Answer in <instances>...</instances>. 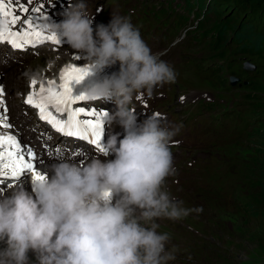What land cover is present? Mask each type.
<instances>
[{
    "label": "clouds",
    "instance_id": "obj_1",
    "mask_svg": "<svg viewBox=\"0 0 264 264\" xmlns=\"http://www.w3.org/2000/svg\"><path fill=\"white\" fill-rule=\"evenodd\" d=\"M64 19L49 31L77 51L93 74L119 64L87 90L90 98L114 100L109 114L113 131L107 155L85 163L54 159L46 179L0 191V264H170L176 249L170 234L160 232V219L180 220L203 208L175 201L165 182L175 174L170 145L179 128L166 126L156 114L140 124L134 98L151 97L157 87L174 83L175 70L152 52L127 16L113 14L108 25L93 29L85 0H69ZM37 76L39 74H36ZM114 157V158H110Z\"/></svg>",
    "mask_w": 264,
    "mask_h": 264
},
{
    "label": "rangeland",
    "instance_id": "obj_2",
    "mask_svg": "<svg viewBox=\"0 0 264 264\" xmlns=\"http://www.w3.org/2000/svg\"><path fill=\"white\" fill-rule=\"evenodd\" d=\"M189 2L190 4L200 3L203 6L210 4L206 0H189ZM85 3L90 6V9L102 4L106 11L103 18L108 21H111L113 14L126 16V13L121 10V7H123L122 3L119 2L109 3L106 0L104 2L102 0H85ZM128 8L130 11H135V15L141 14V11L131 5ZM229 8H225L226 10L221 13V16H223L221 20L208 13L211 18V27H215L214 29L216 30L221 29L219 25L229 19L226 16ZM203 10L209 12L206 8H203ZM129 18L136 20L135 17L129 16ZM166 23L167 16L162 13L161 15H156V22L140 21L139 26L143 29V34L147 38L153 52H160L164 48L178 42V45L163 56V60L175 70L179 85L165 87L163 90L166 94L165 98L151 99L149 112L151 110H159L165 113L168 115L170 127L179 128L176 139L180 140L182 144L176 154L177 176L171 179L169 183L172 195L180 198L186 204L194 202L195 205L203 208V211L198 213V215L201 216L200 220L203 221L200 225L203 224L205 227L196 228L194 232L188 233L191 250L195 255L189 264H214L215 260H217L215 264H264V243L258 244L254 239H251L249 232L253 230L256 218L253 215L250 217L248 214L252 213L253 210L256 211L257 209H254V207H258V203L264 201V179L258 176L261 175L258 170L262 165L260 155L263 151L264 125L260 126L254 140L247 142L248 139L245 138L243 141H239L238 145L223 151L210 152L211 147L206 146L203 137L196 128H210L216 136H221L232 131L229 132L227 128L230 126H234L240 132L244 128V122L241 117L236 115L221 116L223 109L220 106L216 110H203L192 105L198 99L206 98V100H209V98L214 97L217 100L219 91L223 87L227 89L230 81L225 76L222 83L220 81L213 84L200 82L204 78V72L199 66L191 69L187 58L189 57L191 60L202 58L205 54L204 50L194 48L187 42V38L183 36V27L175 33L176 29L180 27L173 24L172 28H163L162 26L166 25ZM156 25H159V27L157 28ZM244 60L246 61H241L242 63H240L242 69L249 62L254 67L253 70H249V72H252L250 74L253 76V73L258 72V67L253 61V63L250 61L251 59ZM235 66L234 69L238 71L240 69L239 66ZM18 67L17 70L13 69L14 79L22 78L25 81L27 73L21 71V65H18ZM191 71L195 72V75L192 74L193 77L190 76ZM254 75L257 79L253 76L252 80L256 83L248 82L240 85V87L246 86L243 92L251 94L253 100L255 99L253 101V111L264 116V69ZM195 77L196 80H194ZM12 87L13 92H16L15 98H17V89L14 88V85ZM180 95H185L186 98L180 100ZM222 98L220 102L228 106H234L235 101L241 99L233 94ZM221 128L226 130L224 131ZM206 157H210L213 162H215L217 157L227 158L233 161L234 168L243 171L238 190L239 203H236L233 197L216 200L213 186H208L204 182L192 181V177L197 176L200 171L197 169L199 161ZM175 182L177 184H174ZM248 203L251 207L246 212L244 209L248 208ZM249 220L253 222L246 224ZM185 225L193 228L188 221L185 222ZM199 251H202V257H199ZM185 253L186 251L182 252V254Z\"/></svg>",
    "mask_w": 264,
    "mask_h": 264
},
{
    "label": "snow or ice",
    "instance_id": "obj_3",
    "mask_svg": "<svg viewBox=\"0 0 264 264\" xmlns=\"http://www.w3.org/2000/svg\"><path fill=\"white\" fill-rule=\"evenodd\" d=\"M32 3L33 0H27V5ZM54 6V4L41 5L33 8L32 12L40 13L45 7L49 11V8ZM29 16V7L22 0H0V44L7 43L12 49L23 51L48 41L61 43L54 33L45 35L36 20ZM21 21H23L21 27L17 28ZM79 60L80 58L76 57V61ZM91 67H80L77 63L70 64L60 73L59 83L55 80H44L37 87V81L33 79L24 103L37 109L40 119L50 124L63 137H75L80 141H87L107 155L102 139L105 134L104 119L109 113L80 103L86 100L87 91L79 95L74 94V85L82 84L93 74ZM0 104H4L2 84H0ZM6 113L5 106L0 110V127L10 129L12 125L7 122ZM156 115L159 116L158 113ZM38 168L36 153L31 148L22 147L14 135H0V186L5 185L4 178L19 179L22 175L30 174L33 183L46 179ZM7 186L9 187L10 184Z\"/></svg>",
    "mask_w": 264,
    "mask_h": 264
},
{
    "label": "trees",
    "instance_id": "obj_4",
    "mask_svg": "<svg viewBox=\"0 0 264 264\" xmlns=\"http://www.w3.org/2000/svg\"><path fill=\"white\" fill-rule=\"evenodd\" d=\"M189 2V0H187ZM210 2V4H206V6L197 3V5L192 4L194 6H199L202 9L206 8L209 12L201 13L204 15V19L200 21L198 26L199 35L202 37V48L206 51V59L205 62H215L214 64L218 65V67L214 70L213 73H216L217 80H206V83H221L223 81V77L227 76L228 70L231 68V65L235 63L239 64L240 59L234 55L235 52H242L246 53L245 55H250V61L254 62L255 64H259L258 72L264 69V0H206ZM211 2H213L211 4ZM190 3V2H189ZM229 8L227 12L229 19L226 22L221 23L219 26L221 27L220 30H216L211 27V18L208 13H211L215 16L216 19H223L221 13L226 10L225 8ZM210 8V9H208ZM228 10V9H227ZM204 11V10H203ZM223 21V20H222ZM215 23V22H213ZM245 47V48H244ZM245 49L246 51H243ZM259 50V51H257ZM249 51V52H248ZM251 51V52H250ZM248 53V54H247ZM258 53V54H256ZM260 53L262 56H260ZM254 55L256 57H254ZM230 56V57H229ZM235 56V57H234ZM252 56V57H251ZM260 57V58H259ZM262 60V61H261ZM260 61V62H259ZM220 63V64H218ZM244 71V68H243ZM256 72V73H258ZM246 73V80L253 76L250 74L252 72H245ZM230 80V77H228ZM249 82L253 80L248 79ZM247 80V81H248ZM228 83V82H227ZM246 86L240 87H230L227 86V89L224 87L219 91L220 97L224 95H229L230 93L238 95L242 97L237 106L243 108L240 109L241 115L245 119L244 128L240 131L238 138L230 141L226 145H224V150L238 145L239 141H243L245 138L248 139L247 142H250L255 139L256 133L260 129V126L264 125V116L260 113L253 111L250 107L253 106L252 95L246 94L243 90ZM225 89L224 91H222ZM244 97H247L244 98ZM244 98V99H243ZM246 99V100H245ZM251 104V105H250ZM208 106H213L212 104H208ZM242 110V111H241ZM258 126V127H257ZM252 130V131H251ZM231 145V146H230ZM229 146V147H228ZM262 154L260 157L262 158V165L258 172L261 175H258L260 178L264 179V137H262ZM233 164V161H231ZM234 168V167H233ZM237 172H240L237 179L239 183L235 186V192L237 200L239 201L238 197V190L240 188V178L243 176V171L234 168ZM256 171V170H255ZM249 179V178H248ZM251 182V181H250ZM251 205L248 203V208L244 209L248 212V209ZM257 209L256 211L253 210L252 213H248L254 216L255 225L253 230L249 232L251 235V239H254L258 244L264 243V201L262 203H258V207H254ZM245 212V213H246ZM247 214V213H246ZM253 218V219H254ZM253 221L249 220L246 224L252 223Z\"/></svg>",
    "mask_w": 264,
    "mask_h": 264
},
{
    "label": "bare ground",
    "instance_id": "obj_5",
    "mask_svg": "<svg viewBox=\"0 0 264 264\" xmlns=\"http://www.w3.org/2000/svg\"><path fill=\"white\" fill-rule=\"evenodd\" d=\"M244 48H245V47H244ZM243 51H246V50L243 49ZM257 51H259V50H257ZM248 52H249V51H248ZM250 52H251V51H250ZM245 54H246V53H245ZM247 54H248V53H247ZM256 54H258V53H256ZM258 55H259V54H258ZM260 56H262L261 53H260ZM229 57H230V56H229ZM234 57H235V56H234ZM249 57H250V55L247 56V58H249ZM251 57H252V56H251ZM254 57H256V56L254 55ZM256 58H257V57H256ZM259 58H260V57H259ZM257 59H258V58H257ZM248 60H249V59H248ZM258 60H259V59H258ZM244 61H245V60H244ZM244 61H243V62H244ZM261 61H262V60H261ZM259 62H260V61H259ZM234 63H235V62H234ZM237 63H238V62H237ZM237 63L235 64L236 66H238ZM240 63H242V62H240ZM252 63H253V62H252ZM236 66H235V67H236ZM257 66H259V64H258ZM239 68H240V67H239ZM235 70H236V69H235ZM254 77H255V75H254ZM255 78L257 79V77H255ZM248 79L251 80L252 77H251V78H248ZM248 79H247V80H248ZM248 81H249V80H248ZM250 83H252V81H250ZM253 83H256V82H253ZM253 85H254V84H253ZM251 87H252V84H251ZM252 88H253V87H252ZM251 90H253V89H251ZM249 91H250V90H249ZM253 94H254V93H253ZM254 97H255V96H254ZM244 98L247 99V97H244ZM244 98H243V99H244ZM246 99H245V100H246ZM256 99H257V97H256ZM254 100H255V99H254ZM254 100H253V98H252V101H254ZM235 102H236V101H235ZM237 103H238V102H237ZM251 103H253V102H251ZM250 105H251V104H250ZM255 106H256V105H255ZM238 107H239V106H238ZM240 107H241V105H240ZM252 107H253V106H251L250 108L252 109ZM257 107H258V106H257ZM257 107H255V108L257 109ZM241 108H242V107H241ZM242 110H243V108H242ZM242 110H241V111H242ZM252 110H254V109H252ZM243 111H244V110H243ZM226 116H227V115H226ZM230 146H231V145H230ZM228 147H229V146H228ZM235 191H236V190H235ZM235 193H236V192H235Z\"/></svg>",
    "mask_w": 264,
    "mask_h": 264
},
{
    "label": "water",
    "instance_id": "obj_6",
    "mask_svg": "<svg viewBox=\"0 0 264 264\" xmlns=\"http://www.w3.org/2000/svg\"><path fill=\"white\" fill-rule=\"evenodd\" d=\"M245 69L253 70L254 67L251 66L249 62H247L246 65H245ZM231 82H232V85H235L237 82H239V79L232 77L231 78Z\"/></svg>",
    "mask_w": 264,
    "mask_h": 264
}]
</instances>
